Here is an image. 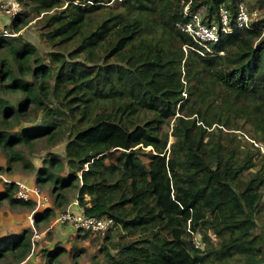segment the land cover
Masks as SVG:
<instances>
[{"label":"trees","instance_id":"obj_1","mask_svg":"<svg viewBox=\"0 0 264 264\" xmlns=\"http://www.w3.org/2000/svg\"><path fill=\"white\" fill-rule=\"evenodd\" d=\"M30 1L0 35V174L17 163L53 196L35 225L74 196L113 219L109 264H264V153L249 140L264 143V0H191L231 24L238 4L258 8L211 55L177 26L187 0ZM36 17L44 56L21 32ZM59 142L39 168L25 156ZM16 189L0 202L32 210ZM31 251L29 228L0 238V261Z\"/></svg>","mask_w":264,"mask_h":264},{"label":"rangeland","instance_id":"obj_2","mask_svg":"<svg viewBox=\"0 0 264 264\" xmlns=\"http://www.w3.org/2000/svg\"><path fill=\"white\" fill-rule=\"evenodd\" d=\"M18 2L20 3V9L17 12L18 14L26 8V4L29 2L31 3L30 0H18ZM2 4L3 2L0 0V35L11 34L10 25L12 22V17L9 18L4 14V12H2ZM253 6L248 8H252ZM17 15H15L13 19H16ZM37 18L39 17L34 18L27 26L22 29L21 32L27 40L37 46L41 54L44 56L48 49L39 38L37 24L34 23ZM240 136L230 133L228 136L230 144L232 146L243 144L246 138L245 136ZM63 144V142H59L50 148H44V146L38 145L36 146V149L33 153L25 151V156L27 159L33 162L36 168H39L42 165L43 160L47 158L48 152L55 151L61 155ZM7 164V157L0 153V167L5 168L7 167ZM35 176V171L28 173L22 170L19 164L14 163L13 167L11 168V172H3L0 174V192L4 188L5 181L14 182V180H18L20 177L19 180L26 178L30 180V183L35 184ZM39 188L49 198L46 207L55 208L53 205L54 198L49 193L48 189L46 187ZM74 201L76 200L73 196L66 209L68 208L72 210L71 205L72 203H75ZM32 211L33 209L31 210L20 207H11L7 201L0 202V238L6 237L8 235L18 234L26 228L31 230L32 251L19 264H48L44 251L45 249L53 250L55 247L65 248L66 251L62 253L58 257V260L53 264H109L104 253L100 250L101 245L104 242L103 238L106 235V232L104 234L96 235L89 234L87 237L82 238L78 236L77 233L71 227H69V225L59 224L56 222L57 215L62 212L59 209H54L48 222L41 221L38 225H35L34 215L36 212L32 213ZM259 224L262 229V227H264V225L262 226L263 222L260 221ZM112 229L113 227L108 231L110 234L113 233ZM78 233L81 234L82 232ZM213 241H216L215 238ZM199 246H201L200 242ZM0 264H9V262L7 260H1Z\"/></svg>","mask_w":264,"mask_h":264},{"label":"built area","instance_id":"obj_3","mask_svg":"<svg viewBox=\"0 0 264 264\" xmlns=\"http://www.w3.org/2000/svg\"><path fill=\"white\" fill-rule=\"evenodd\" d=\"M2 2V12L13 19L18 14L20 3L18 0H2ZM190 3L191 0L183 3V14L188 19L180 24L177 23V26L182 32L192 38L196 44L195 50L201 55L213 54L214 50L210 44L218 42L222 35L230 34L237 28L248 26L251 20L258 15L256 5L248 8L243 3H240L234 16V22L231 24L230 10L224 5H219L217 15L208 16V10L205 5H200L190 10ZM249 140L264 153L263 142L253 139ZM15 183L17 184L15 197L31 201L34 205L32 213L40 211L47 206L49 198L36 184L25 181H16ZM56 222L69 225L76 233L89 232L91 234H104L114 223L113 219L107 215L101 217L87 216L84 214L83 209L70 210L68 208L57 215ZM195 245L199 246L197 240H195Z\"/></svg>","mask_w":264,"mask_h":264},{"label":"crops","instance_id":"obj_4","mask_svg":"<svg viewBox=\"0 0 264 264\" xmlns=\"http://www.w3.org/2000/svg\"><path fill=\"white\" fill-rule=\"evenodd\" d=\"M22 178H23V176H22ZM19 179H20V177H19ZM14 180V182H16V181H25V182H27V183H30V180L29 179H26V178H24V179H21V180ZM26 179V180H25ZM75 203H72V205H71V208L73 209V210H78V209H81L79 206H78V204H77V202L76 201H74Z\"/></svg>","mask_w":264,"mask_h":264}]
</instances>
